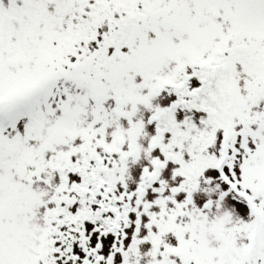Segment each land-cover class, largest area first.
<instances>
[{
  "label": "snow or ice",
  "instance_id": "snow-or-ice-1",
  "mask_svg": "<svg viewBox=\"0 0 264 264\" xmlns=\"http://www.w3.org/2000/svg\"><path fill=\"white\" fill-rule=\"evenodd\" d=\"M0 264H264V0H0Z\"/></svg>",
  "mask_w": 264,
  "mask_h": 264
}]
</instances>
